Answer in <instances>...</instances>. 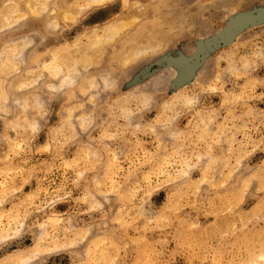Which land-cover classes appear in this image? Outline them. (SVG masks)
I'll return each mask as SVG.
<instances>
[{"label":"rangeland","instance_id":"obj_1","mask_svg":"<svg viewBox=\"0 0 264 264\" xmlns=\"http://www.w3.org/2000/svg\"><path fill=\"white\" fill-rule=\"evenodd\" d=\"M0 264H264V0H0Z\"/></svg>","mask_w":264,"mask_h":264},{"label":"bare ground","instance_id":"obj_2","mask_svg":"<svg viewBox=\"0 0 264 264\" xmlns=\"http://www.w3.org/2000/svg\"><path fill=\"white\" fill-rule=\"evenodd\" d=\"M95 206V205H94Z\"/></svg>","mask_w":264,"mask_h":264}]
</instances>
